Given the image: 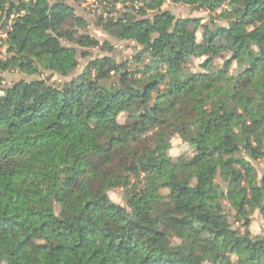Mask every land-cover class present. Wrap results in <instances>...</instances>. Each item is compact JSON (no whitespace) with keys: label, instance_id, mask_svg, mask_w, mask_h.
<instances>
[{"label":"trees","instance_id":"trees-1","mask_svg":"<svg viewBox=\"0 0 264 264\" xmlns=\"http://www.w3.org/2000/svg\"><path fill=\"white\" fill-rule=\"evenodd\" d=\"M82 1L0 0V264H264V0Z\"/></svg>","mask_w":264,"mask_h":264},{"label":"rangeland","instance_id":"rangeland-1","mask_svg":"<svg viewBox=\"0 0 264 264\" xmlns=\"http://www.w3.org/2000/svg\"><path fill=\"white\" fill-rule=\"evenodd\" d=\"M120 2L121 1L117 3L116 5L117 8H122L123 5ZM98 6L99 5L97 4L96 0H84L79 5H76V11L78 14L84 16L88 21L92 23L95 12L98 13L99 11ZM163 9H169L170 11L174 13V15L178 19H184L187 17H202L206 19L208 17V13L203 10L192 9L184 5L172 4L168 0L164 4ZM88 29H89L90 34L97 37L98 39H103L105 37V35L101 32L100 28L92 24L88 27ZM114 43H115V51L113 52V55L117 59H120L122 57L127 58L131 55L132 49L128 47L127 42H123V41L119 42L115 40ZM96 52H98V50ZM2 54H4V48H2ZM81 62L84 64L85 61L81 60ZM202 64H203L202 58H194L193 64L191 67L193 70L197 71L199 70V68L202 67ZM234 67L236 68L235 65ZM80 70H81V67L77 69V71H80ZM4 77L6 79L5 84H8L12 80H17L23 77V75L19 73H6L4 74ZM171 143H172V147L169 151V154L173 158H176L177 156L183 155V154H190L192 151V149L188 145L183 143L179 138H173L171 140ZM108 196L112 201L119 203V204H124L123 198H122V190L111 189L110 191H108ZM261 229H262V219L258 211H255L252 214L250 230L253 234H258L261 232ZM205 264H209V263H205Z\"/></svg>","mask_w":264,"mask_h":264}]
</instances>
